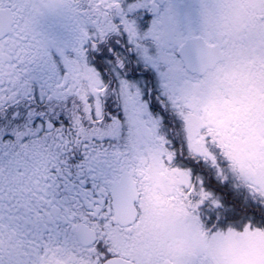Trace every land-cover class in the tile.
Returning <instances> with one entry per match:
<instances>
[{
  "label": "snow or ice",
  "instance_id": "1",
  "mask_svg": "<svg viewBox=\"0 0 264 264\" xmlns=\"http://www.w3.org/2000/svg\"><path fill=\"white\" fill-rule=\"evenodd\" d=\"M257 83L264 0H0V264H242L222 237L264 234V169L238 179L206 125L193 151L183 116ZM161 149L195 224L145 261L113 217Z\"/></svg>",
  "mask_w": 264,
  "mask_h": 264
},
{
  "label": "rangeland",
  "instance_id": "2",
  "mask_svg": "<svg viewBox=\"0 0 264 264\" xmlns=\"http://www.w3.org/2000/svg\"><path fill=\"white\" fill-rule=\"evenodd\" d=\"M256 88L264 95V84L257 83ZM241 100L228 101L232 105L228 110L223 108V104L208 105L202 112H187L183 119L193 151L202 150L203 138L196 139V134L200 127L206 125L208 131L205 134L212 135L213 140L230 161L234 174L243 181L253 176L258 169H264V114L256 120L257 117L253 114L256 111L250 104L244 108ZM257 112L259 113L258 110ZM150 157L152 162L146 171L150 183L145 190L151 195L149 202L151 209L160 201L157 194H165L168 197L165 207L155 208L162 212L157 223L164 228L166 236L163 239L167 247L174 240L183 238L189 226H194L195 205L184 191V187L188 186V172L171 164V154L166 150L149 151L141 158L150 160ZM173 181L175 185H172ZM241 237L252 242V248L239 256L242 264H250L251 258L264 249V234L228 232L222 239L234 244Z\"/></svg>",
  "mask_w": 264,
  "mask_h": 264
},
{
  "label": "flooded vegetation",
  "instance_id": "3",
  "mask_svg": "<svg viewBox=\"0 0 264 264\" xmlns=\"http://www.w3.org/2000/svg\"><path fill=\"white\" fill-rule=\"evenodd\" d=\"M241 103H243L244 108L250 104L256 111L253 113L257 117L256 120L260 118L261 114H264V95L260 93V89L256 88V84L249 86L242 96ZM231 107L232 105L229 102L223 104V108L226 110ZM250 109L247 111L249 112ZM231 118L233 119L232 115ZM151 162V157L150 160L140 158L136 166L130 169L127 180L121 190L122 201L118 204L116 215L113 217V219L119 220L122 226H125L126 230L123 235L130 238L132 252L145 261L152 259L158 251L166 248L163 239L166 236L164 228L157 223L158 218L162 216V212L155 208L165 207L168 203V197L165 194H157L160 201L156 202L154 209L149 206L151 195L147 194L145 189L150 183V178L146 171ZM174 183L173 181L172 185H175ZM132 200L138 202L139 212L132 206ZM117 238L119 239L120 237Z\"/></svg>",
  "mask_w": 264,
  "mask_h": 264
}]
</instances>
